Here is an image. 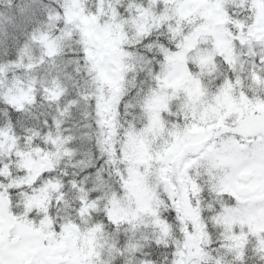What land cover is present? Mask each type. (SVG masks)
Instances as JSON below:
<instances>
[{
	"label": "snow or ice",
	"instance_id": "obj_1",
	"mask_svg": "<svg viewBox=\"0 0 264 264\" xmlns=\"http://www.w3.org/2000/svg\"><path fill=\"white\" fill-rule=\"evenodd\" d=\"M0 264H264V0H0Z\"/></svg>",
	"mask_w": 264,
	"mask_h": 264
}]
</instances>
